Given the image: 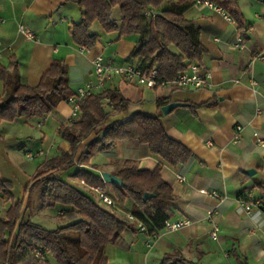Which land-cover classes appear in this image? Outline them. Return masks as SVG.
Returning a JSON list of instances; mask_svg holds the SVG:
<instances>
[{
	"label": "crops",
	"instance_id": "crops-1",
	"mask_svg": "<svg viewBox=\"0 0 264 264\" xmlns=\"http://www.w3.org/2000/svg\"><path fill=\"white\" fill-rule=\"evenodd\" d=\"M234 9L241 28L233 18L232 22L225 19L218 7L195 2L184 12L199 27L206 52L197 63L203 71H209L210 86L150 89L120 76L106 80L109 83L105 88H119L130 106L108 120L136 111L156 115L167 134L193 154L186 163L171 166L152 154L147 144L136 140L117 141L104 152L105 159L96 163L99 173L113 174L118 168L115 162L124 159L137 160L147 169L160 163L161 175L174 193L168 219L191 220V224L177 230H159L149 247L145 245L147 233L139 231L135 223L134 228L125 229L116 242L106 246L109 264L111 256L117 261L126 259L129 264H162L163 257L173 252L185 258L184 264L193 257L192 261L199 264H264V206H259L264 204V145L256 139H264V60H250L254 51L264 54V0H236ZM80 16L77 5L63 0H0V63L7 66L17 62L13 71L19 73L21 83L36 85L52 62L60 59L68 67L73 91L93 80L92 61L97 56L125 63L135 37L118 38L115 32L103 31L105 36L98 33L100 37L92 48L81 50L69 32ZM19 24L32 30L34 39H26L18 31ZM238 37L242 44L236 47ZM252 79L256 84H251ZM0 89L2 94L3 83ZM159 97L168 98L164 105L173 101L183 104L164 114L163 105H156ZM207 100L215 104L195 106ZM79 113L71 118L67 101L51 108L48 115L56 122L55 134L60 124L78 119ZM236 125L241 130L234 141ZM55 144L46 157L70 147L63 139ZM94 153L90 155L91 163ZM76 169L73 166L63 177L75 187L70 178ZM248 169L254 171L247 173ZM108 190L111 192V188ZM213 191L221 197L213 196ZM126 204L130 207L132 203ZM245 205L250 206V212ZM212 208L216 212L208 219L207 211ZM120 209L119 214L127 213ZM212 221L220 226L216 240L209 237Z\"/></svg>",
	"mask_w": 264,
	"mask_h": 264
},
{
	"label": "trees",
	"instance_id": "trees-1",
	"mask_svg": "<svg viewBox=\"0 0 264 264\" xmlns=\"http://www.w3.org/2000/svg\"><path fill=\"white\" fill-rule=\"evenodd\" d=\"M63 1L76 4L80 9L79 21L73 22L69 29L76 45L92 48L97 43L100 35L91 31L97 21L106 33L115 32L118 38L135 37V45L125 62L141 69L156 68L163 78L173 79L190 63L200 62L206 52L199 27L184 16L196 0ZM207 1L223 9L241 28L234 9L236 0ZM115 7L119 9L117 19L113 17ZM16 64L15 61L7 66L0 63V81L4 85L0 94V121L46 117L51 108L74 95L69 85L68 67L62 60L55 59L36 85L21 83L19 73L13 71ZM167 101L168 98L159 97L156 105L160 107ZM214 104L213 100H207L195 106ZM128 106L129 100L119 88H105L80 102L78 119L57 127L59 137L70 147L46 157L32 174L29 186L39 188L42 207L58 205L57 214L62 212L73 220L49 229L26 216L22 200L13 202L4 216L0 215V264H109L106 246L116 242L125 229L141 222L146 227L142 232L151 236L163 228L170 217L174 193L161 175L160 163L147 169L134 159L118 160L113 174L122 180L123 186L111 184L110 192L98 166L89 162L93 152H106L120 140L147 144L152 154L171 166L192 158V152L167 134L156 115L136 111L127 117L108 120ZM75 165L77 169L71 177L90 187L101 186L115 200L114 206L97 204L90 193L62 178V174ZM5 182L0 180V188L7 192ZM145 192L154 196L144 201ZM127 201L132 204L125 215L122 212L123 216L118 212ZM126 214L135 219L129 220ZM35 251L43 256H37ZM184 261L183 256L173 252L163 257L162 264H184ZM188 264L199 263L189 260Z\"/></svg>",
	"mask_w": 264,
	"mask_h": 264
},
{
	"label": "rangeland",
	"instance_id": "rangeland-1",
	"mask_svg": "<svg viewBox=\"0 0 264 264\" xmlns=\"http://www.w3.org/2000/svg\"><path fill=\"white\" fill-rule=\"evenodd\" d=\"M113 17L116 19L119 17L118 7L113 9ZM91 31L105 36L101 25L97 21L92 24ZM95 81L96 76L94 74L91 82ZM107 83L105 86L108 85ZM123 85L126 86V84ZM128 96L129 98L133 97L132 94H128ZM55 125V120L49 115L43 118L33 116L28 118L19 117L13 121H0V180L7 182V186H5L7 192L2 191L0 188L1 216H4L6 210L12 206L13 202L22 200V208L26 209V216L46 228L54 229L59 225L66 224L73 220V218L69 219L63 214H57V210L60 209V206L58 205L54 207H42L39 188H31L29 186L30 179L36 168L43 162L45 159L44 157H46L48 153V156L50 155V149L53 146L52 144L56 145L55 142L61 141V138L55 134ZM42 133L45 134V138L42 137ZM48 149V153H44L42 156L36 158H28L25 155L27 151L34 153L39 150L47 151ZM104 159L105 153L96 151L92 157V163L99 164ZM64 175L65 172L62 174V178ZM70 181L77 187H81L86 193L92 194L96 203L102 205L101 201L98 199V195L93 191L88 190L86 185L75 178H70ZM107 185L110 189L111 184L108 183ZM129 208L130 207H127L125 202L123 209L129 211ZM111 257L113 258L112 264H129V261L126 259L117 261L114 260L115 256ZM192 260H194V257Z\"/></svg>",
	"mask_w": 264,
	"mask_h": 264
},
{
	"label": "built area",
	"instance_id": "built-area-1",
	"mask_svg": "<svg viewBox=\"0 0 264 264\" xmlns=\"http://www.w3.org/2000/svg\"><path fill=\"white\" fill-rule=\"evenodd\" d=\"M195 2L203 3L209 6H214L207 0H196ZM218 9L222 12L225 19H227L230 22L233 21L232 17L228 13H226L223 9L219 7ZM18 31L21 32L26 39L32 40L35 37V33L23 24L18 25ZM241 44H242V40L240 37H238L234 45L236 47H239L241 46ZM80 49L84 50L85 48L80 47ZM256 59L264 60V54H262L261 52L254 51L251 54L250 60H256ZM92 64H93V71L96 76V81L95 82L88 81L82 86H79L75 90L74 95L70 96L67 100V102L71 106V115H70L71 118H75L76 116H78L80 102H82L87 96L91 94L102 92L103 90H105L106 80L113 78V76H120L126 80H133L136 83L150 89L163 87V86H172L174 88L200 89L210 86L209 71L206 70L203 71L201 69V66L197 62L190 63L186 70L181 71L173 79L170 80L159 76L156 68L141 69L137 67L135 64L129 62H125L123 64H116L114 60L112 59L104 60L102 56H97L95 59H93ZM251 84H256V81L252 79ZM257 112L259 113V110ZM240 130H241V126L236 125L234 141L238 140ZM256 139L259 144L264 145V139L258 137ZM48 152L49 149L47 151L39 150L34 153L31 151L29 152L27 151L25 155L28 158H36ZM179 179L183 180L184 177L179 176ZM87 187L88 190L93 191L98 195V199L99 201H101L103 206L112 207L115 205V200L108 193H105V191L102 189L101 186L98 187L87 186ZM212 195L216 196L217 198L221 197L220 194H218L215 191L212 192ZM245 210L247 212H250L251 210L250 206L245 205ZM215 212H216L215 208L209 209L207 211L206 217L208 219H211V216ZM58 214H62V212H58ZM126 217L129 220L135 219L131 214H126ZM189 224H191V220L185 217L176 220L167 219L164 222L162 229L177 230ZM211 224L212 226L209 231V237L213 240H216L218 238L220 226L217 222H213V221L211 222ZM137 226L140 231H144L146 229V227L141 222H138ZM157 235L158 233H154L151 236H148L147 240L145 241V245L149 247L151 245V241L155 239ZM35 254L39 257L43 256L42 253L38 251H35Z\"/></svg>",
	"mask_w": 264,
	"mask_h": 264
},
{
	"label": "water",
	"instance_id": "water-1",
	"mask_svg": "<svg viewBox=\"0 0 264 264\" xmlns=\"http://www.w3.org/2000/svg\"><path fill=\"white\" fill-rule=\"evenodd\" d=\"M179 104H183V103L176 102V101L167 103L161 107V111H162V113L167 114L168 112H170L174 107H176ZM252 171H254V170L248 169L247 173H252ZM100 176L107 183L115 184L117 186H123L122 180L118 176H116L115 174H112V173H109L106 171H100ZM153 196H154L153 193L145 192L143 194V200L146 201L148 198H151Z\"/></svg>",
	"mask_w": 264,
	"mask_h": 264
}]
</instances>
